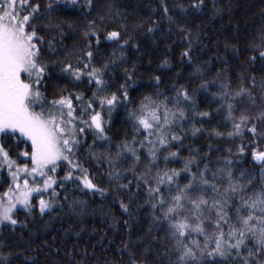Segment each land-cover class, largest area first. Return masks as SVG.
<instances>
[{"label":"snow or ice","instance_id":"6c2138e0","mask_svg":"<svg viewBox=\"0 0 264 264\" xmlns=\"http://www.w3.org/2000/svg\"><path fill=\"white\" fill-rule=\"evenodd\" d=\"M158 5L147 23L134 24L132 32L145 33L153 45L157 34L176 40L153 69L158 74L149 77L151 90L135 99L132 93L145 86L136 80L138 64L127 66L128 46L137 53L141 46L132 43L126 17L111 3L101 12L100 0H0V175L6 170L9 181L6 187L0 184V226H10L13 233L17 225L27 228L16 216L19 210L28 217L37 207L41 216L63 209L61 191L75 212L87 202L69 200L67 186L73 184L101 197L115 191L113 201L118 200L121 217H127L120 224L128 230L118 249L128 255L123 264H264V77L258 83L255 75H231L227 57L201 59L211 45L201 47V31L197 26L193 33L191 19L206 9V0H158ZM212 7L213 15L219 14L215 0ZM157 12L167 27L151 19ZM110 22L117 27L108 30ZM69 37H74L70 48ZM102 43L113 50L101 62ZM224 49L238 52L227 42ZM176 50L178 63L191 71L187 77L177 72L161 88L163 73L171 71L175 59L167 53ZM249 50L254 55L247 63L259 59L264 66V28ZM217 63L224 67L212 75ZM118 68L123 69V82L116 84ZM200 93H210L216 112L231 124L226 133L213 128L209 135L235 139L250 134L247 145L235 147L241 155L250 149L253 162L260 165L259 177L247 170L236 175L233 146L215 169L199 147L180 159L183 125L193 121L191 133L197 136L204 130L195 122L212 116L200 110ZM121 108L130 132L114 141L113 116ZM89 135L92 143L82 158ZM125 161L130 167L123 166ZM90 162L97 169L106 163V173L97 177L85 166ZM169 163L183 166L171 168ZM105 176L107 188L98 182ZM141 197L135 211L150 217L149 233L159 230L150 246L144 245L143 235L132 239L133 204ZM15 247L12 251L0 240V264H36L20 244ZM66 256L69 264H87L71 251Z\"/></svg>","mask_w":264,"mask_h":264},{"label":"trees","instance_id":"16d2710c","mask_svg":"<svg viewBox=\"0 0 264 264\" xmlns=\"http://www.w3.org/2000/svg\"><path fill=\"white\" fill-rule=\"evenodd\" d=\"M184 2L187 3L188 0H184ZM109 3L112 4L113 10L119 9L126 17L129 34L133 36L132 43H138L141 46L138 53L132 50L131 44L128 46L129 60L127 65L130 67L132 63H136L139 66L136 80L138 84L145 87L138 88L136 92L132 93L135 99H139L140 94H146L151 90L147 87L151 83L149 77L158 74L153 69L159 66L160 60L166 54V46L175 41L176 37L173 35L171 40H164L157 34L156 44L153 45L145 33L132 32L134 24L139 22L147 23L149 13L159 7L158 0H100V4L104 6L100 11H105ZM215 3L216 7L220 9L219 14L213 15V0H206V9L198 17L191 19L193 33L197 31V26L201 31V47L211 45L201 59L207 60L209 57L216 55L227 57L231 75H255L259 83L261 78L264 77L262 62L257 59L255 64H248L247 60L254 55L249 50V46L258 37L260 30L264 28V0H215ZM93 15L95 16L96 13H93ZM151 19L159 20L162 25L167 27L166 20L161 17L159 12L153 15ZM78 23L82 24L83 22L78 21ZM116 27V22H110L107 25L108 30ZM73 41L74 37H69L66 40V46L70 48ZM225 42L235 45L238 52H232L231 50L226 52L224 49ZM112 50L113 46L111 44L102 43L98 59L102 62V59L107 57ZM167 54L174 56L175 59H173L171 71L163 73L165 83L161 85V88L170 84L172 82L170 78H173L177 72L183 71L184 76L187 77L191 71V69L183 68L178 63V50ZM137 57H141V59L138 60ZM222 67H224L223 64L217 63L212 75H215L216 69ZM115 72L116 76L113 78V83L119 84L123 82V69H115ZM208 78L211 79V76ZM196 83L198 84L199 80ZM245 83L248 84L250 81L246 80ZM212 91H215V89H212ZM88 94L90 95L91 93L89 92ZM206 96L207 98H205ZM197 102L200 110L210 111L212 116L206 121L197 120L195 122L196 127H202L204 130L203 134H198L197 136H193L191 133L193 121L189 120L183 125L186 132L182 133L184 135V146L180 148V159L187 158L190 149L199 147L201 149L200 155L203 156L204 153H208V160L212 163L213 169H215V167L222 166L217 165L215 162L217 160L222 161L228 155L226 149L229 146H233L230 158L234 161L233 167L236 175L239 176L241 170H247L254 176L259 177L260 165L253 162L250 149L241 155L235 147L241 143L247 145L250 134L245 132L242 138L237 137L235 139L227 136L218 138L209 135L213 128H219V130L226 133L231 130V124L225 123L223 113L218 114L216 112L217 104L212 102L210 93H200L197 96ZM123 115L124 109L121 108L120 114H114L113 116L111 134L114 141L121 139L125 131L130 132V126L124 123ZM91 143L92 136L89 135L87 144L81 149L82 158H86L88 144ZM209 146H211V151H209ZM20 147L23 148L24 145L21 144ZM85 166L93 171L97 177L106 173L107 170L106 163L99 169L96 168L95 162L86 163ZM123 166L130 167V161L123 162ZM160 166H164L163 162H161ZM182 166V163L168 164V167L171 168H181ZM201 167H203V164H201ZM2 171L3 175H0V184L6 187L7 182H9L7 180V171ZM63 175L64 172L61 171L59 176L62 178ZM98 182L101 187H109L106 176L103 180H98ZM67 187L70 201L83 200L87 202L86 205L77 208L75 212L71 211L67 207V203L62 199L65 192L61 191V202L65 203L63 209L56 207L54 212L41 216L37 207L36 212L28 217H26L23 210H19L16 216L20 221L27 223V228L22 229L20 225H17L13 233L10 226H0V240L12 246V251H17L15 244H20L25 249L24 254L32 256L36 264H69L66 256L69 251L73 253L77 261L83 259L86 260L87 264H123V262H126L128 259L127 253H121L118 249L128 239V230L120 227L123 219H127V217H121L118 200L117 202L113 201L115 191L112 190L104 197H101L99 194L93 195L90 192H81L73 184H68ZM0 190L3 189L0 188ZM33 203H36L35 200ZM141 203H143L142 197L133 204L135 219L130 221L133 232L132 239L135 241L137 235H143L144 245L150 246L148 242L159 230L152 228L151 233H149L150 217L145 211H135L136 205ZM21 232H23L22 236ZM85 252L88 253L87 257L84 256ZM20 259H23V256Z\"/></svg>","mask_w":264,"mask_h":264},{"label":"rangeland","instance_id":"374dc122","mask_svg":"<svg viewBox=\"0 0 264 264\" xmlns=\"http://www.w3.org/2000/svg\"><path fill=\"white\" fill-rule=\"evenodd\" d=\"M38 199H39V197L36 198V200H35L36 203H34V204H37L38 203Z\"/></svg>","mask_w":264,"mask_h":264}]
</instances>
